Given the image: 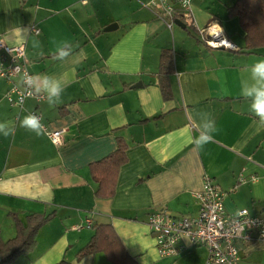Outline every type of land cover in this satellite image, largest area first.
I'll use <instances>...</instances> for the list:
<instances>
[{
    "label": "crops",
    "instance_id": "0c3cea01",
    "mask_svg": "<svg viewBox=\"0 0 264 264\" xmlns=\"http://www.w3.org/2000/svg\"><path fill=\"white\" fill-rule=\"evenodd\" d=\"M236 1L191 0L194 25L178 19L185 27L174 22L168 28L148 0H0V40L25 46L31 75L64 85L55 106L45 97L15 106L5 97L11 83L0 79V122L15 127L8 138L0 134V236L14 237V218L48 217L35 246L10 264H112L101 251L78 256L94 225H110L136 264H200L206 248L186 237L178 255L160 257L146 220L160 209L196 216L193 193L205 175L224 193L227 214L247 209L264 218V129L240 96L264 48H246L239 18L229 13ZM209 23L222 29L233 49L200 40L197 29ZM64 45L69 55L61 60ZM165 51L172 56L167 76L159 67ZM32 111L48 130H62L61 144L20 126ZM199 112L209 113L218 128L203 149L193 143ZM118 139L126 160L114 194L97 197L90 165L113 154ZM240 175L245 182H238ZM234 245L240 264H264V241L238 237Z\"/></svg>",
    "mask_w": 264,
    "mask_h": 264
},
{
    "label": "built area",
    "instance_id": "2783aa9c",
    "mask_svg": "<svg viewBox=\"0 0 264 264\" xmlns=\"http://www.w3.org/2000/svg\"><path fill=\"white\" fill-rule=\"evenodd\" d=\"M149 7L156 12L168 28L179 19L185 25L193 26L191 14V0L188 6H184L181 0H148ZM37 33L38 30L32 27ZM200 40L211 48L233 49V44L224 36L220 28L209 23L197 29ZM28 71L26 67L25 46L7 45L0 40V79L11 83V87L5 93L7 101L11 105L21 106L27 96L20 80L23 73ZM30 74V73H29ZM19 78V81H14ZM14 94V96H13ZM41 100L44 95L32 96ZM40 118L39 112L32 111ZM43 124V123H42ZM44 125L43 131L55 145L61 144L62 130H48ZM255 178H251L254 180ZM240 175L238 182H245ZM224 193L214 184L207 175L203 178L202 188L193 193V197L199 204L196 216H173L164 209L151 212L146 220L147 227L153 235L157 253L160 257H173L180 253L183 246L180 241L183 237L188 238L191 245L203 246L207 250V257L200 264H240V257L235 238L264 241V218L251 216L247 209H241L235 214H227L223 206ZM86 225H90L87 220ZM80 229L81 225H76Z\"/></svg>",
    "mask_w": 264,
    "mask_h": 264
},
{
    "label": "trees",
    "instance_id": "16d2710c",
    "mask_svg": "<svg viewBox=\"0 0 264 264\" xmlns=\"http://www.w3.org/2000/svg\"><path fill=\"white\" fill-rule=\"evenodd\" d=\"M230 15L239 18L245 31L247 49L264 48V0H237L229 8ZM160 72L169 75L172 72V56L163 52L160 57ZM165 83V80H162ZM167 86L162 85L164 97H167ZM126 145L123 140H117V150L110 156L90 165V172L97 187L95 195L109 198L114 194V182L119 167L125 162ZM48 219L29 215L25 222L14 218L16 234L8 240L0 236V264H10L20 254L27 253L36 244V234L39 227ZM91 240L79 251L78 256L101 251L112 264H136L128 255L122 242L110 225H94ZM57 264H70L64 260Z\"/></svg>",
    "mask_w": 264,
    "mask_h": 264
},
{
    "label": "clouds",
    "instance_id": "9594fccd",
    "mask_svg": "<svg viewBox=\"0 0 264 264\" xmlns=\"http://www.w3.org/2000/svg\"><path fill=\"white\" fill-rule=\"evenodd\" d=\"M184 6H188L190 0H181ZM218 26V25H217ZM219 27V26H218ZM220 28V27H219ZM221 29V28H220ZM22 32H27L28 29H20ZM222 31V29H221ZM33 48L38 49L39 55H43L42 47L39 41H33ZM69 46L64 45L58 50L57 58L63 60L69 55ZM250 80L241 85L240 96L248 101L249 111L258 118V130L264 129V57H259L249 67ZM20 85L24 87L27 96L43 94L46 103L52 107L61 103L64 85L54 77L43 75H31L27 71L23 73L20 80ZM200 120L197 126L198 135L193 138V143L200 149L211 143L214 139V133L218 131L215 120L207 112H199ZM20 126L29 132L40 136L43 132L44 125L39 117L29 113L24 116L20 122ZM15 127L9 122H0V134L5 138L13 135Z\"/></svg>",
    "mask_w": 264,
    "mask_h": 264
},
{
    "label": "water",
    "instance_id": "95a60500",
    "mask_svg": "<svg viewBox=\"0 0 264 264\" xmlns=\"http://www.w3.org/2000/svg\"><path fill=\"white\" fill-rule=\"evenodd\" d=\"M174 22H175V24H177V25H179L181 27H185V25L183 23H181L178 19H176ZM114 26H116V25L115 24L110 25L109 27L106 28V30H110ZM134 87H136V86H134Z\"/></svg>",
    "mask_w": 264,
    "mask_h": 264
}]
</instances>
